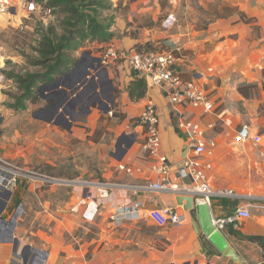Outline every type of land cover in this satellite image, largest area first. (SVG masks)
<instances>
[{
	"label": "crops",
	"instance_id": "crops-1",
	"mask_svg": "<svg viewBox=\"0 0 264 264\" xmlns=\"http://www.w3.org/2000/svg\"><path fill=\"white\" fill-rule=\"evenodd\" d=\"M10 1L12 7L9 14L15 15L22 0ZM262 4L263 0H255L241 9V12L251 18V22L244 23L237 17L226 22L218 20L208 25L206 37L197 40L196 49L192 53L187 49L189 43L183 47L188 52L184 56L181 55L177 62L180 74L185 80L194 79L207 91L214 103L213 111L205 112L186 105H173L163 90L149 85L147 81L145 94L138 100L130 99L128 93L122 91L119 106L128 120L137 118L148 101L155 104L161 139L158 160L153 162L144 159L141 150L142 129L136 121L132 123L130 134L127 137L121 135L111 150L107 152L104 149L98 155H93L91 162L95 164L94 169L88 174L95 173L101 180L127 185L147 183L158 178L151 170V165L164 160L172 169L169 180L178 181L175 171L183 160L193 158L194 155L186 132L177 128V122L180 118L191 120L203 131L204 138L212 143V146H208L210 153L201 156L203 161L211 164V168L205 170L208 182L213 188L233 189L237 196L213 197L209 205L211 217H228L238 206L248 208V217L238 219L235 226L228 223L221 230L229 245L242 259V264H264V252L257 243L238 239L231 234V230H236L243 235H259L264 238ZM2 20L0 17V22ZM2 64L0 59V66ZM131 79L128 74L124 79L121 77L118 88H125ZM6 82L12 81L6 78ZM242 82L257 85L255 98H246L240 94L237 86ZM64 87L59 84L54 90H62ZM4 101L5 95L0 88V155H21L23 160L31 162L33 148L30 146L17 147L15 152H12V148L9 150V143L13 141L9 117L13 111L10 108L2 110L1 103ZM47 106H50V109L55 108L47 104L44 109H47ZM42 120L49 124L52 118ZM52 123L57 124L55 120ZM243 124L248 125L252 133L260 135L259 143L239 142L235 139V131ZM126 133L128 134L127 131ZM120 164L140 165L143 170L128 175L118 168ZM87 170L85 168L82 173L86 174ZM10 192L20 197L25 189ZM110 197L113 205L108 202L96 207L89 204L87 207L90 215L88 223L99 228L96 237L87 239L86 236H78L84 220L77 214L72 213L64 218L53 216L50 244L43 247L33 243L19 244L17 252L20 253L25 245H29L32 249L28 261L36 257L37 264H235L219 252L201 232L196 233L193 227V221L197 222L196 211H185L177 204L176 194L168 191L150 192L121 188L112 190ZM2 199L0 197V204ZM9 199L10 197L5 198L6 205ZM117 199L140 201L143 216L127 219L115 227L109 216L115 207L114 200ZM163 205L175 206L182 214L181 223L160 227L145 215L149 210ZM4 206L0 208V216L6 211ZM139 225L145 229L155 228L163 238L162 245L157 247L150 235L141 236ZM16 237L20 239L19 236ZM87 254L89 258H86ZM0 264H22V261L13 255L12 243H0Z\"/></svg>",
	"mask_w": 264,
	"mask_h": 264
},
{
	"label": "rangeland",
	"instance_id": "rangeland-1",
	"mask_svg": "<svg viewBox=\"0 0 264 264\" xmlns=\"http://www.w3.org/2000/svg\"><path fill=\"white\" fill-rule=\"evenodd\" d=\"M110 1L112 7L102 12L100 21L108 24L112 39L104 44L86 41L74 52L78 61L65 74L66 76H58L60 87H66L57 90L55 97H51L55 90L45 87L35 103L26 101L24 109L10 108L8 104L14 103L12 94L17 93V89L11 79L12 82H6L5 76L0 78L2 84L0 88L5 95V101L1 103L2 110L10 108L13 111L9 117L13 131H11L13 141L9 143V150L12 148V152H15L17 147L25 146L33 148L31 162L23 160L21 155L7 157L14 159L19 165H28L46 174L78 182L53 186L22 180L16 183L12 191L18 189L20 192L25 189L23 196H20L22 199L17 195L21 199L22 212L16 217L13 232L15 236L20 237V245L33 243L39 247L48 246L49 237L52 235L53 216L64 218L72 213L81 215L89 200L80 204L88 191V187L83 186L80 181L101 180L95 173L88 175L95 165L91 158L104 149L107 152L111 150L121 135L127 137L130 134L136 118L128 120L122 112L119 106L121 90L118 88L121 77L124 79L129 72L126 56L131 51H171L175 57V68L178 70L177 62L181 55L184 56L188 50L192 53L196 49L197 40L206 37L209 24L218 20L226 22L231 18H239L241 9L255 0ZM25 2L27 1H21L15 15H10V11L0 14L3 19L0 22L2 76V70L13 69L21 73L38 70L39 67L27 62V57L36 56L33 49L41 32L48 25L55 26L59 31L61 14H54L36 4L27 9ZM10 4L12 7L11 1ZM186 43L190 44L188 50L183 48ZM109 46L114 47L115 56L105 65L100 63L99 65L96 59H99ZM104 70L107 71V76ZM109 87H112V91L108 92L110 95L103 96L104 90ZM111 96L114 98L112 103L108 100ZM74 99L79 101L70 105ZM47 102L57 106V109H50L48 108L50 106H47L46 111L52 118L49 124L42 119L50 117L37 115L38 110H44ZM95 103H98V106L102 105L100 109L94 105ZM107 106L108 111L104 112L103 109ZM71 118L75 120L67 128ZM53 120L57 124H53ZM85 168L88 170L83 174ZM3 199L2 202L5 201V198ZM10 199L4 206L6 211L0 216L6 221L11 219L17 209L7 210ZM82 219L84 221L78 236L85 238L90 231L89 228L93 227L95 230L91 236L96 237L99 228ZM139 227L141 236L150 235L157 247L162 245L163 238L155 228L145 229L142 225Z\"/></svg>",
	"mask_w": 264,
	"mask_h": 264
},
{
	"label": "built area",
	"instance_id": "built-area-1",
	"mask_svg": "<svg viewBox=\"0 0 264 264\" xmlns=\"http://www.w3.org/2000/svg\"><path fill=\"white\" fill-rule=\"evenodd\" d=\"M25 3L27 9L34 5L30 1ZM10 10V1L0 0V14ZM115 53L113 46L107 47L101 56H99V63L105 65L109 59L115 56ZM126 63L129 70H133L138 75L143 76L149 85L163 90L171 104L186 105L205 112L214 110V103L209 98L207 91L194 79L185 80L181 77L175 68V57L171 51H131L126 56ZM2 77L0 74V78ZM136 121L142 129V155L144 159L154 162L158 160L161 139L155 104L152 101H148L145 104ZM177 128L186 132L192 148V154L194 155L193 158L183 160L180 167L175 171L178 181L171 182L169 180L172 169L164 160H159L158 163L151 165V170L158 175V178L155 181L147 183L127 185L105 180H82L80 183L88 187V191L85 197L81 199L80 204L85 203L87 200L89 201L80 216L85 220H89L90 215L87 209L89 203L95 205V207L102 203L109 202L112 204L111 191L121 188L150 192L168 191L176 195L189 196L192 198L194 207L200 203H206L209 206L213 197L236 198L237 196L233 189L213 188L206 178L205 170L210 169L211 164L208 161H203L201 156L210 153L211 150L208 146H212V143L204 138L203 131L194 122L185 118L178 120ZM234 137L239 142L251 141L257 144L261 141L260 135L252 133L246 124L241 125L235 131ZM118 168L128 175L134 172L140 173L143 170L140 165L130 164H120ZM20 180L49 186L66 185L76 182L52 176L25 165H19L17 162L0 155V195L1 193L4 194L0 196L1 199L2 197L4 198L7 191H12ZM114 202L115 207L109 219L114 223L115 227L127 219L143 216V213L140 211L142 204L138 200L117 199ZM75 212H77V209H75ZM145 215L160 227L168 224H179L182 221V214L172 205L153 208ZM249 215L247 206H238L230 216L217 219L212 218V222L221 231L226 224L231 223L235 226L238 219L246 218ZM33 264H37L36 260Z\"/></svg>",
	"mask_w": 264,
	"mask_h": 264
},
{
	"label": "trees",
	"instance_id": "trees-1",
	"mask_svg": "<svg viewBox=\"0 0 264 264\" xmlns=\"http://www.w3.org/2000/svg\"><path fill=\"white\" fill-rule=\"evenodd\" d=\"M26 1H30L54 14H61L62 18L59 20V31L55 29V26L48 25L41 32L37 45L33 49L36 56L27 57V62L32 66L39 67L38 70L25 71L24 73L16 72L13 69L2 70L3 76L11 79L17 89V93L12 94L14 103L8 104L10 108L14 109H24L26 101L35 103L40 97L38 88L41 84L53 83L58 76L65 75L78 61L74 52L82 47L84 42L96 41L104 44L112 39V34L108 31V24L100 21L102 12L112 7L110 0ZM238 20L244 23L251 22V18L243 12L239 14ZM178 72L180 74V71ZM128 75L132 79L128 81L125 88L120 87V90L121 92L126 91L130 99L138 100L145 94L146 80L133 70H129ZM256 87V84L242 82L237 86V90L246 98H255ZM47 101L52 102L50 99ZM19 204H21V199L14 194L7 210L14 211ZM90 228L86 235L87 239L92 238L91 234L95 230L93 227ZM231 234L238 239L257 243L264 252V238L262 236L243 235L236 230H231ZM86 258H89V254L86 255Z\"/></svg>",
	"mask_w": 264,
	"mask_h": 264
},
{
	"label": "water",
	"instance_id": "water-1",
	"mask_svg": "<svg viewBox=\"0 0 264 264\" xmlns=\"http://www.w3.org/2000/svg\"><path fill=\"white\" fill-rule=\"evenodd\" d=\"M263 7H264V0H263ZM97 63L99 64V59H96ZM105 76H107V71H103ZM109 82H111L109 80ZM59 86L58 80L50 83V84H42L39 86L38 91L41 93L42 89L45 87H48L52 90L56 89ZM57 91L52 92L51 97L56 96ZM108 100L112 103L114 98L111 96L108 98ZM57 109V106L55 107ZM108 106L103 109L104 112L108 111ZM98 109L100 107L98 106ZM90 111V109H88ZM74 118H71L70 122L66 126L67 128L71 125L72 121H74ZM118 143V142H117ZM117 146V145H116ZM4 194L1 193L0 196H3ZM11 195L10 191H7L5 193V198H9ZM176 202L178 205L182 206V208L185 211H191L195 210L196 211V217H197V222L193 221V227L196 231V233L201 232L207 240L219 251L221 252L225 257L230 258L235 264H242V259L240 256H238L234 250V248L229 245L228 241L224 237L223 233L218 230L215 225L212 222V217L210 213V208L208 204L206 203H200L197 204L195 207L193 206L192 198L189 196H183V195H177L176 197ZM2 206L6 205V202L1 203ZM0 207L1 209L3 207ZM22 212V205L19 204L16 211L13 213L11 219L9 221H6L3 218H0V243L3 242H9L12 243L13 245V255L20 259L22 261V264H33V262L36 260V257H32L28 261V256L31 251V247L29 245H25L21 252L18 253V245H19V240L18 238L14 235V227L16 224V217ZM36 252H45L41 250H36L33 249ZM46 253V252H45ZM187 264V263H186ZM196 264V263H195Z\"/></svg>",
	"mask_w": 264,
	"mask_h": 264
},
{
	"label": "flooded vegetation",
	"instance_id": "flooded-vegetation-1",
	"mask_svg": "<svg viewBox=\"0 0 264 264\" xmlns=\"http://www.w3.org/2000/svg\"><path fill=\"white\" fill-rule=\"evenodd\" d=\"M109 91H110V92L112 91V87H109V88L105 89V90H104V93H103V96H109V95H110V93L108 94ZM79 96H80V95H78V98H79ZM78 101H79V99H74V100L71 101L70 105L76 104ZM91 103H92V102H91ZM94 105H95V106H98V103H95ZM100 106H102V105L99 104V107H100ZM103 106H105V105L103 104ZM88 112H89V111H88ZM37 115H39V116H43V115H45V116L51 117V116H50L51 114H48L47 111H46V109H44V110H43V109H42V110H38V111H37ZM78 117H80V115H78Z\"/></svg>",
	"mask_w": 264,
	"mask_h": 264
}]
</instances>
